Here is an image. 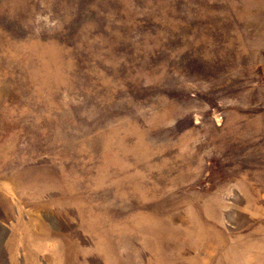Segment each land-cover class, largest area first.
I'll use <instances>...</instances> for the list:
<instances>
[{"label":"rangeland","instance_id":"obj_1","mask_svg":"<svg viewBox=\"0 0 264 264\" xmlns=\"http://www.w3.org/2000/svg\"><path fill=\"white\" fill-rule=\"evenodd\" d=\"M0 264H264V0H0Z\"/></svg>","mask_w":264,"mask_h":264}]
</instances>
